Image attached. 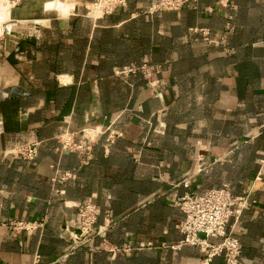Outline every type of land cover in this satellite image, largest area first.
Returning <instances> with one entry per match:
<instances>
[{"label": "crops", "instance_id": "1", "mask_svg": "<svg viewBox=\"0 0 264 264\" xmlns=\"http://www.w3.org/2000/svg\"><path fill=\"white\" fill-rule=\"evenodd\" d=\"M6 1L0 264H198L204 249L174 247L183 218L175 201L221 183L235 196L250 190L232 231L239 264H264V0L151 13L152 0H126L95 18L88 0ZM189 27L207 28L211 41ZM141 63L159 65L154 88L113 74ZM107 128L120 133L110 143ZM65 137L90 146L86 164L60 149ZM28 143L31 159L11 153ZM86 201L105 229L73 246ZM16 220L41 225L16 232ZM207 264L227 263L220 254Z\"/></svg>", "mask_w": 264, "mask_h": 264}, {"label": "built area", "instance_id": "2", "mask_svg": "<svg viewBox=\"0 0 264 264\" xmlns=\"http://www.w3.org/2000/svg\"><path fill=\"white\" fill-rule=\"evenodd\" d=\"M126 0H88L86 2V13L91 17L101 16L115 11L125 5ZM196 0H152L145 8L146 13L158 11V9H177L183 5L196 7ZM219 5H230V0H216ZM202 11L210 12V6H203ZM228 30V26L225 27ZM191 34L200 36L206 43L211 40L208 36V29L204 27H189ZM159 71V65L141 63L139 65L128 64L114 70L115 76L127 77L138 74L145 85L154 88L156 81L153 76ZM105 143H110L120 133L112 129H105ZM60 149H70L75 152L78 160L86 164L91 158L90 146L81 142H76L70 138H63L59 141ZM15 156L23 159H31L35 153V145L28 143L19 146L11 151ZM71 176L68 171L62 172L59 181ZM186 187L187 181H181ZM250 190H245L241 195H232L226 183L205 189L199 194L183 193L175 201V205L182 212L183 218L176 228L181 233L178 244L198 246L205 250V255L198 264H207L209 259L215 255H222L227 264H239L240 244L232 231V227L237 222L241 210L246 205ZM99 208L91 201H86L77 206L76 231H70L69 236L73 246H78L83 240L92 236L100 235L105 229L103 226H96V218ZM41 224L34 221L16 220L8 223L13 231L31 230ZM202 234V236H200ZM217 238V241H210ZM111 251H127L128 246L123 244L119 248H109Z\"/></svg>", "mask_w": 264, "mask_h": 264}, {"label": "rangeland", "instance_id": "3", "mask_svg": "<svg viewBox=\"0 0 264 264\" xmlns=\"http://www.w3.org/2000/svg\"><path fill=\"white\" fill-rule=\"evenodd\" d=\"M8 1H9L8 3H12V4H13V3L16 2L17 0H8ZM0 3H1V4H2V3H3V4H6V1H5V2L2 1V2H0ZM1 4H0V12H1L2 8H3V7H2L3 4H2V5H1ZM0 16H1V14H0ZM1 25H2V23H1ZM3 26H4V21H3ZM2 28H3V27H2ZM1 31H2V30L0 29V35H1ZM2 34H3V33H2ZM2 38H3V37L0 36V40H2Z\"/></svg>", "mask_w": 264, "mask_h": 264}, {"label": "bare ground", "instance_id": "4", "mask_svg": "<svg viewBox=\"0 0 264 264\" xmlns=\"http://www.w3.org/2000/svg\"><path fill=\"white\" fill-rule=\"evenodd\" d=\"M2 1L5 2L6 0H0V2H2ZM6 2H7V1H6ZM0 4H1V3H0ZM2 4H3V3H2ZM2 4H1V5H2ZM4 5H7V4H3V6H2L3 9H4ZM5 9H6V8H5ZM8 25H9V22H8ZM8 25H7V23L5 24V26H7V27H8ZM0 26L3 27L2 25H0ZM1 27H0V28H1ZM7 27H6V28H7ZM1 30H2V29H1ZM8 30H9V28H8Z\"/></svg>", "mask_w": 264, "mask_h": 264}, {"label": "water", "instance_id": "5", "mask_svg": "<svg viewBox=\"0 0 264 264\" xmlns=\"http://www.w3.org/2000/svg\"><path fill=\"white\" fill-rule=\"evenodd\" d=\"M200 236H202V234H200Z\"/></svg>", "mask_w": 264, "mask_h": 264}]
</instances>
